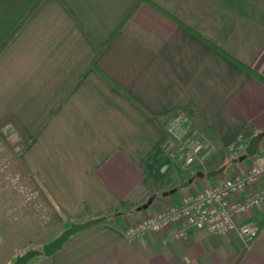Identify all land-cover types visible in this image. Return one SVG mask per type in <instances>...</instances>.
<instances>
[{
  "label": "crops",
  "instance_id": "1",
  "mask_svg": "<svg viewBox=\"0 0 264 264\" xmlns=\"http://www.w3.org/2000/svg\"><path fill=\"white\" fill-rule=\"evenodd\" d=\"M249 70L264 78V0H0V120L17 123L21 160L65 219L101 217L23 264H264V197L236 217L259 225L250 241L189 225L126 235L264 155L262 135L231 160L264 131ZM195 139L187 164L178 147ZM212 149L228 162L208 176L194 164Z\"/></svg>",
  "mask_w": 264,
  "mask_h": 264
},
{
  "label": "built area",
  "instance_id": "2",
  "mask_svg": "<svg viewBox=\"0 0 264 264\" xmlns=\"http://www.w3.org/2000/svg\"><path fill=\"white\" fill-rule=\"evenodd\" d=\"M199 149V144L193 145L184 162H193ZM262 177L264 155H258L242 173L223 178L213 185L206 184L195 193H184L178 203L158 208L129 225L126 235L169 229L172 236L179 237L185 234L184 228L189 225L222 235L235 233L250 241L257 235L259 225L253 220H236V217L264 197V183L256 187ZM247 187H252L251 191L230 199L231 195L244 192Z\"/></svg>",
  "mask_w": 264,
  "mask_h": 264
},
{
  "label": "rangeland",
  "instance_id": "3",
  "mask_svg": "<svg viewBox=\"0 0 264 264\" xmlns=\"http://www.w3.org/2000/svg\"><path fill=\"white\" fill-rule=\"evenodd\" d=\"M8 128L10 127L8 126ZM172 130L174 133L178 134V137H181V139H179L181 140V143L186 139H189L188 141H190L192 137H188L187 129L182 128V126L174 125ZM7 138L13 144L19 142L15 131L10 132ZM199 142V139H195L194 143L190 144V146L187 147L186 145L182 148L180 146L178 147V149L179 151L181 150V154H184L185 156L186 154L190 153L193 145ZM183 143L181 145H185V142ZM248 158L249 156H245L242 160H239L238 162H246ZM2 188L4 189V187ZM7 191V189H4V191L0 193V199L2 200L1 202H3L2 205H6L4 202H7V204H11V206L8 207L9 210H3L2 213L4 214L6 212L5 215L3 217H0L2 218L0 219V223L2 224L0 228V264H11L17 256H20L30 251H40L41 244L50 239L55 234H57L63 227L66 226L63 224H66L67 222L68 225L70 222H80L78 220H81L65 219L63 213L57 209L54 200L48 193V196L51 199L52 209L55 211L57 209L60 216L64 220V222L53 221L49 223V219L47 218V216L49 217L51 215V213H49L51 209L48 210L47 206L45 207L46 215L39 211V208H36V204L28 209H24L25 206H22L24 202L20 200L22 194L14 193L12 195V193H9ZM158 198L160 199V194L156 193V198L154 200L155 202H151L150 207H153L154 205L158 204ZM40 200L41 199H39V201ZM11 209L17 210L14 217L8 216V213L9 211H11Z\"/></svg>",
  "mask_w": 264,
  "mask_h": 264
},
{
  "label": "trees",
  "instance_id": "4",
  "mask_svg": "<svg viewBox=\"0 0 264 264\" xmlns=\"http://www.w3.org/2000/svg\"><path fill=\"white\" fill-rule=\"evenodd\" d=\"M249 72L261 80H264V78L252 70H249ZM8 126L10 128H8ZM12 131L16 132L19 141L16 144L11 143L7 138ZM25 142L26 137H24L13 118L5 117L0 120V193L4 191V189H7V192L12 193V195L14 193L22 194L20 200L24 202V204H22L23 207L25 206L24 209H28L36 204V208H39V211L45 214V207L47 206L48 210L51 209L49 212L51 215L49 217L47 216L49 223L53 221L59 222L61 216L57 209L56 211L52 209L51 199L48 196L45 185L26 169L19 157ZM224 158L223 150L212 149L203 156L202 163H196L194 166L204 168L206 171L209 169H215L228 162V160L225 161ZM2 187H4V189ZM39 199L41 200L39 201ZM1 201L2 200L0 199V202ZM4 203L6 205H2L3 202L0 203V217H3L6 213L3 214V210H6L11 206V204H7V202ZM16 212L17 210L11 209L8 216L14 217ZM1 226L2 224L0 223V228Z\"/></svg>",
  "mask_w": 264,
  "mask_h": 264
},
{
  "label": "water",
  "instance_id": "5",
  "mask_svg": "<svg viewBox=\"0 0 264 264\" xmlns=\"http://www.w3.org/2000/svg\"><path fill=\"white\" fill-rule=\"evenodd\" d=\"M262 135H264V131H259L255 134L251 135L249 137V139L247 140L244 148H243V150H244L243 153L238 155L237 157H232L231 160L232 161L242 160L245 156L253 155L258 148V142H259L260 138L262 137ZM223 169H224V165H220L219 167H217L215 169L207 170L205 173L208 176H212V175L217 174L218 172L222 171ZM200 174H201V172H199V175ZM149 201H150V199H148L147 202H149ZM147 202L143 203L141 206H138L137 208L139 209L140 207H146ZM100 219H101V217H93V218H89V219H86V220L80 221V222H70L68 225L63 227L57 234H55L53 237H51L50 239H48L47 241L42 243L40 246L39 252L43 253L44 255L52 254L55 250L59 249L62 246V243L67 239V237L70 234H72V233H74L80 229L86 228L87 226L99 221ZM33 253H34V251H30V252H27V253L22 254L20 256H17L11 264H23L24 261L28 257H30Z\"/></svg>",
  "mask_w": 264,
  "mask_h": 264
}]
</instances>
